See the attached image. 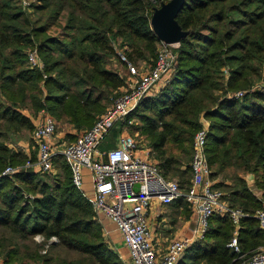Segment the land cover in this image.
Instances as JSON below:
<instances>
[{
  "label": "trees",
  "instance_id": "obj_1",
  "mask_svg": "<svg viewBox=\"0 0 264 264\" xmlns=\"http://www.w3.org/2000/svg\"><path fill=\"white\" fill-rule=\"evenodd\" d=\"M163 1L168 0H36L31 5L0 0V171L29 157L14 149L23 131L35 126L24 109L33 114L46 109L57 123L78 130L91 124L125 83L109 58L136 64L154 56L161 41L150 17ZM176 19L188 34L179 41L174 68L129 117L141 121L134 128L144 132L159 172L176 177L182 191L191 176L194 134L207 119L213 188L223 191L229 206L252 213L264 201V0H185ZM30 47L42 69L29 65ZM236 91L243 95L235 96ZM61 157V174L26 168L0 176L2 262L121 264L107 244L101 218L73 184ZM232 228L228 216L213 214L204 236L177 264H235L263 242L256 219L243 217L241 252H236L227 245ZM36 234L45 241L37 242ZM52 237L57 241L48 244ZM71 252L81 257L74 259Z\"/></svg>",
  "mask_w": 264,
  "mask_h": 264
},
{
  "label": "built area",
  "instance_id": "obj_2",
  "mask_svg": "<svg viewBox=\"0 0 264 264\" xmlns=\"http://www.w3.org/2000/svg\"><path fill=\"white\" fill-rule=\"evenodd\" d=\"M160 44L163 49L158 51L154 64L148 70L136 72L135 66L127 62L136 76L115 98L111 107L65 145L60 151L61 156L70 168L73 184L87 197L98 217L104 216L120 231L122 243L129 251L130 264H177L187 247L204 236L209 218L216 213L229 217L233 228L227 245L241 252V220L254 217L264 232V201L249 213L240 207L229 206L222 200L223 191L213 188L206 154L207 119H202V126L193 137L191 176L185 191L180 189L176 178H166L159 172L149 150L144 151L147 146L141 145L136 135L130 132V113L155 86L168 80L174 68L177 55L168 46L179 42L161 41ZM120 57L125 59L122 54ZM27 59L30 66L38 69L44 66L35 48L28 51ZM234 95L242 96L243 91H236ZM37 117L32 133L35 158L29 156L24 164L7 165L0 171V176L14 175L26 168L42 173L53 171L54 158L58 153L53 143L57 121L46 109H41ZM114 129L116 134L110 137ZM112 141V146L101 147L103 142L109 144ZM85 168L91 173L92 195L82 190ZM180 196L185 197L191 208L194 225L188 235L172 238L163 252H157L147 208L153 199L169 204ZM237 259L235 264H264V239L256 249L247 255L241 254Z\"/></svg>",
  "mask_w": 264,
  "mask_h": 264
},
{
  "label": "rangeland",
  "instance_id": "obj_3",
  "mask_svg": "<svg viewBox=\"0 0 264 264\" xmlns=\"http://www.w3.org/2000/svg\"><path fill=\"white\" fill-rule=\"evenodd\" d=\"M33 2H36V0H22V5H31L30 3H33ZM30 9H32V8H30ZM54 31H55V28H52L51 32H54ZM114 44L118 50H121L118 42H114ZM178 47H179V44H172V45L168 46V49H170L173 53H175L177 55ZM31 49H32V47H30L28 49V51H30ZM161 49H163V46H161V44H159L155 50V54L153 57H151L149 60L140 59V60H138V62L136 64H133L136 68V72H144V71L148 70L153 65L152 63L155 62V60L157 58L158 51H160ZM109 60L110 61H109L108 65L111 68L117 70L125 78V83L120 88H118L116 91H114L110 94L111 101L109 103H107L106 107L104 108V110L102 112H100L99 114H97L95 116V118L91 122V124L88 125L87 127H85L84 129L91 126L94 123V121L103 112H105L109 107H111L113 105L115 98L127 88L128 83L133 79V77L136 76L135 73H132L130 71L129 65L127 63L121 62L116 57H111V58H109ZM23 111L26 114L32 116L34 118V120L36 121V118L38 116V112L33 114L32 111H30V110L24 109ZM128 119H130L132 121L131 122L132 125L130 124L131 126H129L130 132L132 134L136 135L138 142L141 145H145L146 142L144 140V132L142 133L140 130H137L134 128L135 125H140L141 121L137 117H134V116H132V117L128 116ZM84 129L78 130L77 128H75L73 126V124H69V123H57V128H56L55 134H54V149L56 151H58V153H57L56 158H55L53 171L50 173H52V174H55V173L61 174L62 173V168L60 167V164L62 162L61 161L62 157H61L60 151L65 147L66 144L71 142ZM32 133H33L32 130L29 132L24 130L23 136L18 140V143L14 149L15 150H23L24 152L28 153V156H31V154L35 153L36 148L34 145V140L32 138ZM7 165H11V164H7ZM7 165H5L4 167H6ZM15 165H17V164H15ZM15 165L12 164V166H15ZM83 174H84V178H83L82 190H84L89 195H92V192H91V189H92L91 173L89 172V170L87 168H85V169H83ZM168 177L169 178H176V177H171V176H168ZM218 179H220V177H218ZM249 185H251V188L253 190L257 189V187L254 186L253 182H250ZM96 216L98 217V215H96ZM34 239L39 243H43L45 241L40 234H36L34 236ZM55 241H57V239L55 237H52L51 239H49L47 241V243L49 244L50 242H55ZM47 243L44 245L45 247H47ZM107 244L117 253V255H118L117 260H119L121 264H129L128 260H125V258L121 254V251L119 249L120 244H118L114 241H111L110 238H108ZM190 246H188V247H190ZM188 247H187V250H188ZM41 252H42V250H41ZM71 257L75 259V258H80L81 255L79 253H76V252H71ZM0 264H4L2 262L1 258H0ZM29 264H43V263L42 262H40V263H36V262L34 263L33 262L32 263L30 261ZM201 264H211V263H209L206 260H203L201 262Z\"/></svg>",
  "mask_w": 264,
  "mask_h": 264
},
{
  "label": "crops",
  "instance_id": "obj_4",
  "mask_svg": "<svg viewBox=\"0 0 264 264\" xmlns=\"http://www.w3.org/2000/svg\"><path fill=\"white\" fill-rule=\"evenodd\" d=\"M159 87L160 86H155L149 94H153ZM36 120H38V117ZM111 136L112 135L110 134V137ZM113 144V141L109 144L103 142L101 144V147L106 148L112 146ZM148 150L149 148L146 147L144 151ZM253 191L258 197H260L262 194L261 190L258 188ZM182 197L183 196L176 198L169 204H164L158 199H153L149 207L147 208V219L152 231L153 242L157 249V252H163L168 241L172 238L188 235L190 232V228L194 225V215L192 212H190L189 215H186L185 211L187 208V202L183 201ZM100 218L106 228V233L108 234L109 238L111 239V241L120 244L119 249L121 251V254L125 258V260H128V263L130 264L129 251L127 247L122 243L120 231L117 230L114 225L104 216H100ZM187 253L188 250L186 249L181 257H183L184 259Z\"/></svg>",
  "mask_w": 264,
  "mask_h": 264
},
{
  "label": "water",
  "instance_id": "obj_5",
  "mask_svg": "<svg viewBox=\"0 0 264 264\" xmlns=\"http://www.w3.org/2000/svg\"><path fill=\"white\" fill-rule=\"evenodd\" d=\"M184 1H163L159 6L154 8L150 17V23L152 31L160 41L178 43L188 34V31L183 29L176 19ZM135 188L138 189L137 184Z\"/></svg>",
  "mask_w": 264,
  "mask_h": 264
}]
</instances>
